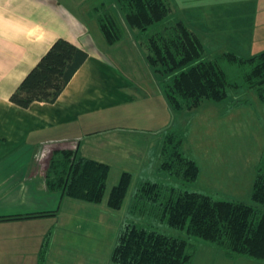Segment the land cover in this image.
Returning a JSON list of instances; mask_svg holds the SVG:
<instances>
[{"label": "crops", "instance_id": "1", "mask_svg": "<svg viewBox=\"0 0 264 264\" xmlns=\"http://www.w3.org/2000/svg\"><path fill=\"white\" fill-rule=\"evenodd\" d=\"M227 1L231 11L228 19H235L229 23L233 26V30H228L230 33L264 37V0ZM220 3L219 0L211 3V13L223 12L225 6ZM102 4L111 6L106 0H0V264H40L41 261L45 264L54 256L65 264H99L87 254L80 253L78 257L77 242L59 236H51L45 257L39 258L45 235L55 230L43 229L34 237L30 233H37L38 227H27L25 220L52 216L65 197L60 190L52 191L47 187L46 174L37 169L34 162L45 144L69 143L74 146V152L108 164L111 170L110 161L99 157L101 154H122L117 158L131 166L141 161V144L149 141L145 133L148 128L143 129L139 120L146 113L136 107L138 99L131 92L135 79L108 59L104 46L97 44L94 23L98 21L92 12ZM237 26L241 28L238 30ZM60 38L85 50L88 58L56 102H34L28 108L12 103L13 92ZM128 118H137L136 123L127 125ZM226 122L229 132L236 130L237 123L230 113L217 116L216 125L221 127ZM114 129L130 131L122 134ZM102 131L107 134L103 135ZM94 138L98 148L91 153L89 143ZM233 140H228L227 153L234 162L230 165L215 160L209 176L202 173L198 163L200 173L196 183L199 190L246 202L252 199L264 146L261 157H255L250 147L237 146ZM215 149L221 152L223 148ZM127 169L122 167V173L129 172L124 171ZM28 194L35 201L30 207L20 203ZM25 214L45 215L6 219ZM193 264H264V260L230 259L222 250L201 242Z\"/></svg>", "mask_w": 264, "mask_h": 264}, {"label": "trees", "instance_id": "2", "mask_svg": "<svg viewBox=\"0 0 264 264\" xmlns=\"http://www.w3.org/2000/svg\"><path fill=\"white\" fill-rule=\"evenodd\" d=\"M128 25L142 32L161 22L171 12L167 0H116ZM109 44L122 39V30L110 6L93 10ZM147 59L154 67L170 107L173 110L198 108L205 100L221 102L229 88L256 89L264 102V51L242 57L234 52L214 60H202L204 46L198 35L182 21L151 35L147 42ZM88 53L74 43L56 40L39 62L22 80L10 101L28 108L34 102L54 103ZM222 61L236 66L240 78L233 81ZM183 136L168 132L161 149V170L184 186L195 183L200 169L196 160L182 151ZM110 173L108 164L79 155L55 152L46 173L47 187L60 190L63 196L93 203L103 201ZM131 173L124 172L110 190L107 204L120 209L131 183ZM254 203L223 199L202 190L164 186L144 181L134 195L131 210L149 209L161 215L166 224L184 230L187 238L124 220L113 248L114 264H193L196 247L205 241L222 250L230 259L248 257L264 260V151L256 169L252 190ZM142 206V207H141ZM45 214H25L6 219H27ZM48 237L41 248L45 257Z\"/></svg>", "mask_w": 264, "mask_h": 264}, {"label": "rangeland", "instance_id": "3", "mask_svg": "<svg viewBox=\"0 0 264 264\" xmlns=\"http://www.w3.org/2000/svg\"><path fill=\"white\" fill-rule=\"evenodd\" d=\"M167 1L171 8L169 15L161 22L151 26L148 31L142 32L128 25L116 0H106V2L111 3L110 7L113 9L112 11H114L122 30V39L114 44L106 42L98 23H94L97 44L104 46L103 48L106 49L109 56L108 59L124 68L136 81V85L131 87V92L138 99L136 107L142 113H146L139 120L140 125H144L142 126L143 129L148 128L145 133L148 135L146 138L149 137V141L146 144H141L139 154L141 161L127 166L122 164L121 158H117L121 157L122 154L120 156L117 153L109 155L105 152L101 154L99 157L107 162L110 161L112 165L106 195L102 202L93 203L65 196L59 209L52 216L25 220L27 227H38L37 233H30L34 237L40 235L43 229L51 232L55 230L52 234L47 233L45 238L48 237L49 241L51 236L73 239L78 244V249H76L78 257L80 253L82 255L87 254L93 261H98L99 264H114L111 261L113 248L122 223L127 219L143 226H153L159 231L170 235L187 238L184 230L169 227L162 220L159 213H150L149 209H143L142 206L138 210H131L134 195L139 185L144 181L158 182L164 186L181 187L183 189L186 187V189L192 191L199 190L198 183L195 182L184 186V184L177 182V180L161 170L163 160L161 149L163 139L168 132L174 131L183 136L182 151L199 163L200 169L205 176L211 175L215 160L220 161V163L227 162L230 165L234 162L232 155L230 156L227 153V149L230 147L229 138L234 139L237 146L250 147L255 157L256 155L261 157L264 146V102L259 98L256 89H248L246 87L229 88L227 98L221 102L205 100L198 108L192 111H176L170 107L163 85L154 67L149 64L147 59L148 38L166 27L174 26L180 21L200 38L204 46L202 60H214L228 52H234L242 57L260 54L264 51V37L230 33L228 30H233V26L229 25V23L235 19H228L229 15L231 16V11L228 8L227 0L226 2L221 1L222 3L219 0V3L225 6L224 13L221 10L220 12L214 11L211 13V3L214 0ZM207 5L209 10L205 12ZM240 28L241 26H237L238 30ZM222 67L231 80H239V70L236 66L229 64L227 61H222ZM148 110H151V112L147 113ZM229 113L234 116L237 123L236 130L230 132L228 131L227 122L221 127L216 125L218 115ZM136 119L128 118L127 125L128 123L134 125ZM114 130H118L116 133L122 131V134L130 131L127 129ZM102 132L103 135L107 134V131ZM216 132L220 135L219 138ZM95 141V138L90 140L91 153L97 151L96 148L98 147L94 143ZM215 148L223 149L219 152ZM60 151L74 153V146L66 142L45 144L41 148L39 157L34 159L38 166L37 169L46 174L55 152ZM216 156L218 159H216ZM122 167H128L124 171L131 173V183L124 205L122 208L115 210L108 206L106 199L111 187L119 181ZM213 195L219 198L224 197ZM32 202V195L29 194L24 195L22 200H20L21 205L26 207H30L35 203V201ZM246 203L252 204L254 202L249 199ZM57 230L58 232H56ZM39 258L42 257L39 256ZM51 260H47L45 264H65L60 262L63 261L61 259L57 261L56 256ZM42 263L43 261L40 262V264Z\"/></svg>", "mask_w": 264, "mask_h": 264}]
</instances>
